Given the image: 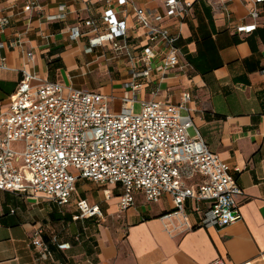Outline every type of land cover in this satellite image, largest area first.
<instances>
[{"label": "crops", "instance_id": "crops-1", "mask_svg": "<svg viewBox=\"0 0 264 264\" xmlns=\"http://www.w3.org/2000/svg\"><path fill=\"white\" fill-rule=\"evenodd\" d=\"M193 1L184 20L166 22L179 34L180 64L162 78L154 94L148 82L132 89V70L137 65L115 56L109 43L89 46L88 39L95 34L92 22L101 21L104 0H37L34 7L28 0H0V20H9L0 26V42L6 44L0 57H6L7 65L0 66V113L9 107L23 71L38 81L54 80L111 96L116 112L123 97L177 104L189 91L194 125L209 148L240 168L236 177L243 190L238 198L241 217L225 226L205 227L189 202L192 227L179 226L177 220L167 226L163 214L174 207L170 195L154 202L157 205L144 206L137 195L148 201L138 193L135 206L120 210V192L102 186L105 205L88 199L100 205V212L75 220L73 204H59L39 194L0 191V264H208L218 258L225 264H264V9L253 20L252 0ZM63 2L66 18L49 20L47 15L57 13ZM133 3L155 12L164 10L162 0ZM129 10L131 33L142 45L145 28L136 23L133 6ZM242 21H256L258 27L250 33L236 32L234 25ZM73 25L82 32L77 40L70 38ZM114 64L126 74L124 78L113 74ZM81 181L72 202L81 197L77 191ZM67 214L71 219H64ZM38 228L50 245L48 256L33 244ZM79 231L81 249L71 238L79 240ZM57 242H69L71 247L60 249Z\"/></svg>", "mask_w": 264, "mask_h": 264}, {"label": "built area", "instance_id": "built-area-1", "mask_svg": "<svg viewBox=\"0 0 264 264\" xmlns=\"http://www.w3.org/2000/svg\"><path fill=\"white\" fill-rule=\"evenodd\" d=\"M162 1L163 12H155L135 6L133 0H104L101 21L92 22L91 48L107 42L115 56L137 65L130 83L134 91L148 82L156 94L162 78L180 64L179 34L166 22L184 20L194 1ZM252 2L249 16L258 20L264 0ZM28 3L34 7L37 0ZM129 6H133L136 23L145 28L142 45L131 33ZM227 15L231 16L229 10ZM66 16L63 2L47 18L62 20ZM8 23L7 18L0 20L1 27ZM257 27L256 21H242L234 30L250 33ZM81 35L79 26H71V40ZM5 46L0 42V48ZM27 56L31 58L32 52ZM0 66H7L6 57H0ZM191 99V92L185 91L177 104L140 100L141 110L135 112L137 96L123 97L116 112L111 96L54 80L38 81L34 74L23 71L9 107L0 113V191L39 194L59 204H73V218L79 220L100 212V205L86 198L72 202L76 184L83 179L120 187V210L135 206L138 193L152 203L170 195L174 207L163 214L167 226L177 220L179 226L192 227L189 202L201 214L200 225L231 224L241 217L238 198L243 190L236 177L240 168L230 166L209 148L194 125ZM192 127L193 136L189 134ZM42 232L41 228L34 231L33 244L48 256L50 245L41 238ZM57 246L71 247L69 242H57ZM208 264L225 263L218 258Z\"/></svg>", "mask_w": 264, "mask_h": 264}, {"label": "rangeland", "instance_id": "rangeland-1", "mask_svg": "<svg viewBox=\"0 0 264 264\" xmlns=\"http://www.w3.org/2000/svg\"><path fill=\"white\" fill-rule=\"evenodd\" d=\"M101 54L100 52H97V54ZM113 74L116 76L117 79H120V78H124L126 76L125 73H122L118 66L116 64H114V70H113ZM141 110V102L140 101H136L134 103V111L135 112H139ZM189 134L191 136H193L194 134V130L193 128H190L189 129ZM103 188L102 186H100L98 183L96 182H90V181H86V180H83L81 181L79 184H78V194L81 196V197H86L87 199H89L90 201H95V202H99L101 205H105V202H104V199H103ZM110 189L112 190V192L114 194H118L120 192V187L116 188V186L114 187L113 185L111 186L110 185ZM139 198V199H138ZM137 201L139 204H143L144 206L145 205H150V206H153V205H157L158 203H152V202H145L141 197H139V195H137ZM109 205H111V202H109ZM68 208V207H67ZM70 208V207H69ZM68 208V209H69ZM66 209V208H65ZM86 223V222H85ZM82 232V231H81ZM79 231V240H75L74 237H71L72 240L74 241V245H78L80 243V245H78L81 249V246L83 244L82 242V239H83V235Z\"/></svg>", "mask_w": 264, "mask_h": 264}, {"label": "trees", "instance_id": "trees-1", "mask_svg": "<svg viewBox=\"0 0 264 264\" xmlns=\"http://www.w3.org/2000/svg\"><path fill=\"white\" fill-rule=\"evenodd\" d=\"M53 53H54V51L51 52V54H53ZM52 216L55 217L54 214H52ZM64 219H65V220H69V219H71V215H70V214H67V215L64 217Z\"/></svg>", "mask_w": 264, "mask_h": 264}]
</instances>
